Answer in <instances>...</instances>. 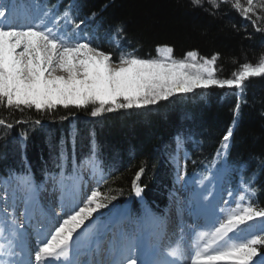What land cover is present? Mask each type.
<instances>
[{"label": "snow or ice", "instance_id": "6c2138e0", "mask_svg": "<svg viewBox=\"0 0 264 264\" xmlns=\"http://www.w3.org/2000/svg\"><path fill=\"white\" fill-rule=\"evenodd\" d=\"M229 2L208 0L214 9ZM191 3L194 7L203 6L202 0H191ZM72 7L70 5L62 15L43 10L35 16H21L14 7L0 3V107L17 111L34 107L43 111L54 110L57 106H74L90 108V116L100 117L120 109L147 108L178 94L186 95L196 89L213 86L242 92L250 78L264 76V53L255 64L243 63L232 78L225 79L216 76L218 53L210 58L200 57L193 50L178 59L173 56L174 49L169 45L157 46V58H142L128 52L121 53L113 61L111 53L93 47L91 37L82 35L85 20L77 22L72 16ZM232 7L254 24L253 17L258 12L260 18H264V0H245L244 3L233 0ZM123 33L124 28L117 26L116 37L120 38ZM239 108L237 103L234 116L239 115ZM236 123L234 118L232 126L224 134L217 150L218 157L227 153ZM0 126L11 129L13 124L0 118ZM175 141L179 151L184 138L178 133ZM89 167L94 172L98 169L92 158ZM143 173L144 168H141L136 180ZM241 177L235 207H221L209 225L197 226L193 230L190 247L179 241L168 245L162 243L166 232L164 220L157 224V242L149 252L140 254L136 237L122 229L116 231L117 225L104 231L94 229L92 217L100 209L108 207L103 202L108 197L99 190H92L81 203L75 204L51 224L46 232L43 229L38 231L31 249L27 248L23 233L18 232L20 226L13 209L10 219L15 241L0 243V264H81L77 256L82 247L89 257L83 264H137L138 260L139 264H264L261 251L264 249V207H257L252 202L258 191L255 175L245 180L241 173ZM176 179L177 182L181 179L179 166ZM5 184H14L17 190L28 194L34 191L30 173L23 176L10 174ZM133 187L139 197L143 188L135 182ZM12 195L15 198L16 192ZM228 195L232 197L233 193ZM0 200L5 205L3 211L8 214L7 188L0 195ZM4 226L9 227L8 219L4 220ZM256 227L260 231L253 233L251 230ZM180 230L183 232L184 226ZM109 232L112 233L111 238Z\"/></svg>", "mask_w": 264, "mask_h": 264}, {"label": "trees", "instance_id": "16d2710c", "mask_svg": "<svg viewBox=\"0 0 264 264\" xmlns=\"http://www.w3.org/2000/svg\"><path fill=\"white\" fill-rule=\"evenodd\" d=\"M31 1L61 14L72 5L75 20H85L107 37L116 36V27L122 26L121 47L142 58H155L158 45L173 47L178 59L193 50L200 57L218 53L216 76L221 79L232 78L240 65L255 64L264 53V31L257 30L264 29V18L258 12L255 24L245 19L232 7L233 0L218 9L208 0H202V7H194L191 0H8L19 8ZM103 49L116 60L115 51L109 46ZM237 103L239 115L234 116ZM89 111L71 106L43 111L0 107V118L13 124L11 129L0 126V162L14 164L0 166V178L11 173L7 169L27 167L41 176L47 165L60 161L69 166L94 149V157L113 170L99 190L108 197L103 201L108 207L133 199L134 182L153 204H162L172 177L176 135L181 134L190 146L195 142L194 156L198 155L197 166H202L217 155L235 118L226 159L246 179L255 175L254 204L264 207V76L250 78L242 92L213 86L143 109H120L100 117L90 116ZM20 117L50 124L26 128L22 122L14 124ZM141 168L144 173L136 180Z\"/></svg>", "mask_w": 264, "mask_h": 264}, {"label": "bare ground", "instance_id": "6f19581e", "mask_svg": "<svg viewBox=\"0 0 264 264\" xmlns=\"http://www.w3.org/2000/svg\"><path fill=\"white\" fill-rule=\"evenodd\" d=\"M17 120V119H16ZM32 119H29V118H25V117H20V119L18 120V121H21L22 123H24V127H29V126H31V125H38L39 127H42V128H47L48 127V124H47V122L46 121H42V120H39L40 121V123L39 124H36L35 123V121H31ZM184 142H186V140L184 139ZM86 156H93V154H89V153H87L86 154ZM0 160H3V159H0ZM0 166H2V167H4V168H9V167H11V166H14V164H10V163H8V164H6L5 163V161L3 162V161H1L0 162ZM8 171H10L11 173H13V174H18V175H25L27 172H30V171H32V169L31 168H26V169H23L22 171H17V170H9V169H7ZM14 191H16L15 190V188H12V190H11V195H12V193L14 192ZM185 209V208H184ZM185 246H187V245H185Z\"/></svg>", "mask_w": 264, "mask_h": 264}, {"label": "rangeland", "instance_id": "374dc122", "mask_svg": "<svg viewBox=\"0 0 264 264\" xmlns=\"http://www.w3.org/2000/svg\"><path fill=\"white\" fill-rule=\"evenodd\" d=\"M2 1L3 0H0V3H2ZM157 57H158V54H157L156 58ZM58 107H63V106H58ZM71 107H74V106H71ZM14 124H17V122L14 123ZM178 160H180V158ZM177 163H178V161H177ZM185 183H186V178L182 177L181 181H179V182L176 183V185H175V191H174V195H173V203L175 205L174 207H175V210L178 213V217L179 218H180V211H178V209L180 208V203L182 201L181 199L183 198L182 197V194L183 193H181L180 190L185 191V188H186ZM11 185L14 186L13 184H11ZM209 195H213V191H210V194ZM184 201H185V203H188V205H190V202L188 201V199H187L186 196L184 197Z\"/></svg>", "mask_w": 264, "mask_h": 264}]
</instances>
